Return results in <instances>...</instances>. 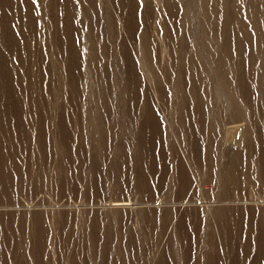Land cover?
I'll return each instance as SVG.
<instances>
[{
	"label": "rangeland",
	"instance_id": "374dc122",
	"mask_svg": "<svg viewBox=\"0 0 264 264\" xmlns=\"http://www.w3.org/2000/svg\"><path fill=\"white\" fill-rule=\"evenodd\" d=\"M0 264H264V0H0Z\"/></svg>",
	"mask_w": 264,
	"mask_h": 264
}]
</instances>
